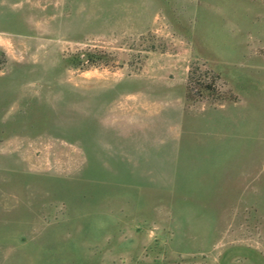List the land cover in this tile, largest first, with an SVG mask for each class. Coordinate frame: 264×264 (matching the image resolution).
<instances>
[{
  "label": "rangeland",
  "instance_id": "374dc122",
  "mask_svg": "<svg viewBox=\"0 0 264 264\" xmlns=\"http://www.w3.org/2000/svg\"><path fill=\"white\" fill-rule=\"evenodd\" d=\"M0 264H264V0H0Z\"/></svg>",
  "mask_w": 264,
  "mask_h": 264
}]
</instances>
